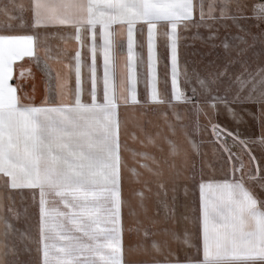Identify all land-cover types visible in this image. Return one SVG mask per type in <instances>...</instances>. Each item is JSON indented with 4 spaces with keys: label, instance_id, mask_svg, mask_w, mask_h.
<instances>
[{
    "label": "snow or ice",
    "instance_id": "1",
    "mask_svg": "<svg viewBox=\"0 0 264 264\" xmlns=\"http://www.w3.org/2000/svg\"><path fill=\"white\" fill-rule=\"evenodd\" d=\"M0 264H264V0H0Z\"/></svg>",
    "mask_w": 264,
    "mask_h": 264
},
{
    "label": "rangeland",
    "instance_id": "2",
    "mask_svg": "<svg viewBox=\"0 0 264 264\" xmlns=\"http://www.w3.org/2000/svg\"><path fill=\"white\" fill-rule=\"evenodd\" d=\"M204 34L206 35V32ZM188 36H189V38L187 40L182 41V44L186 45L187 47L186 48L182 47L181 48V52L183 53L184 51H186L188 53V55H189V58L198 59L199 58L198 57V53L200 51H202V50H206L207 49V45L202 44L199 39H193L191 37V33H189ZM193 53H197V55L195 57H193V55H192ZM125 55H126V48H125ZM145 57H146V52H145ZM145 72H146V65H145ZM159 74H160V66L158 65L157 66V76L158 77H159ZM143 87H144L143 84H138L137 85L138 98L140 96V92L143 89ZM157 87L159 88V83L157 84ZM139 113H140L139 109H137L135 111V113H132L131 111L129 112L130 125H131V123H133L135 121L136 118L139 117ZM149 119L157 120L158 119V112L155 111L154 109H148L147 110V115H145L143 117V120L147 121ZM241 131L246 132V134H248V135H252V134L259 135L258 128L251 121H249V124H247V125H241ZM130 143H132V141H130ZM252 147H253V151L258 154V150L256 149V147L255 146H252ZM131 186H133V185H130V187ZM129 196H130V193H129ZM180 199H183V188H182V186H181V189H180ZM124 243L126 245L135 243V237H127L126 236L125 239H124Z\"/></svg>",
    "mask_w": 264,
    "mask_h": 264
},
{
    "label": "crops",
    "instance_id": "3",
    "mask_svg": "<svg viewBox=\"0 0 264 264\" xmlns=\"http://www.w3.org/2000/svg\"><path fill=\"white\" fill-rule=\"evenodd\" d=\"M56 43H62V42H60L58 40H54L53 41V47L54 48H55V44ZM24 59H27V58H24ZM15 64H19V62H15ZM33 71L36 73V77H37V85H38V87H37V96H39V94H40V92L42 90L40 85H39V79H40V75L41 74L39 72H37L34 67H33ZM16 74H18V72ZM10 83H14V81H10ZM19 211L23 212V208H20ZM17 226L20 227L21 229H23L25 227L23 216H21V219L18 222ZM21 259H26V256H21Z\"/></svg>",
    "mask_w": 264,
    "mask_h": 264
}]
</instances>
